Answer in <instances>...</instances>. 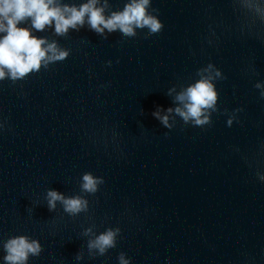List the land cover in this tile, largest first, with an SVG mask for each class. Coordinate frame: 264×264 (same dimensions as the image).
<instances>
[{
	"label": "water",
	"instance_id": "95a60500",
	"mask_svg": "<svg viewBox=\"0 0 264 264\" xmlns=\"http://www.w3.org/2000/svg\"><path fill=\"white\" fill-rule=\"evenodd\" d=\"M127 2L107 0L105 16ZM147 11L157 34L101 36L86 21L64 36L32 30L68 57L0 80V264L17 236L41 244L27 264H121L122 253L128 264H264V0H150ZM209 64L217 111L185 123L175 97ZM85 173L104 181L94 194L81 191ZM49 189L87 211H49ZM109 229L115 247L89 249Z\"/></svg>",
	"mask_w": 264,
	"mask_h": 264
},
{
	"label": "clouds",
	"instance_id": "9594fccd",
	"mask_svg": "<svg viewBox=\"0 0 264 264\" xmlns=\"http://www.w3.org/2000/svg\"><path fill=\"white\" fill-rule=\"evenodd\" d=\"M99 3L100 0H87L79 6H70L62 3V0H0V34H4L0 36V80L6 75L13 81L23 79L29 73L38 72L42 64L47 68L49 63L63 61L68 57L69 51L59 48L55 42L49 43L46 38H38L32 34V30L42 32L54 26L55 34L64 36L69 29L79 30L84 27L85 21L91 30L101 36L105 30L109 33L119 30L126 37H135L136 29L147 28L149 35L162 30L161 22L147 11L150 0H128L123 10L113 11L107 17L104 14L108 6L107 0L102 7H97ZM27 21H30V28L18 27ZM212 69L213 66L209 64L206 69L199 70L197 75L200 79L175 97L181 107L174 111L185 123L192 121L195 126H203L209 123L211 112L217 111L218 93L213 81L220 76V72L216 71L214 77L210 74ZM255 87L261 88V85L256 84ZM261 98L264 99V92L261 93ZM172 112L173 109H168V113ZM153 116L165 127H171L168 115L161 116L156 111ZM231 123L229 120V126ZM102 183V178L85 173L82 176L81 191L94 194L97 185ZM45 199L49 211H55L59 202L63 205L64 212L71 216L87 211L88 207L87 200L80 196L65 197L51 189L47 191ZM90 231L91 229H87L85 234ZM118 232L119 229L107 230L89 242V249H98L103 255L107 249L115 247ZM3 250L6 253L3 257L4 264H27L29 255L38 257L42 247L39 241L28 236H17L9 238L4 243ZM80 258L82 257L78 255L77 259ZM119 258L121 264H128L123 253Z\"/></svg>",
	"mask_w": 264,
	"mask_h": 264
}]
</instances>
